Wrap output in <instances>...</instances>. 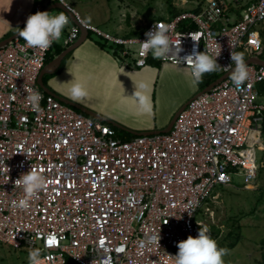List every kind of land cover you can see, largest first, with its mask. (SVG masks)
Returning a JSON list of instances; mask_svg holds the SVG:
<instances>
[{"label": "built area", "instance_id": "2783aa9c", "mask_svg": "<svg viewBox=\"0 0 264 264\" xmlns=\"http://www.w3.org/2000/svg\"><path fill=\"white\" fill-rule=\"evenodd\" d=\"M58 2L71 15L58 40L65 45L85 31L109 47L121 66L138 69L152 58L151 52L141 55L138 42L163 24L171 51L159 63L191 71L184 58L195 49L216 58L221 69L214 72L227 77L189 100L168 133L124 141L38 86L58 41L44 50L20 38L0 48V246L27 254L38 248L43 264H173L176 245L205 227L213 190L229 187L236 175L249 189L264 164V155L259 165L256 158L264 152V105L256 90L264 67L248 64L241 90L223 69L235 67L231 53L257 58L262 51L264 0L238 15L225 0H207L198 12L151 21L128 37L85 23ZM29 88L40 92L41 111L31 108ZM31 168L50 182L29 207H14L24 197L15 181Z\"/></svg>", "mask_w": 264, "mask_h": 264}, {"label": "crops", "instance_id": "0c3cea01", "mask_svg": "<svg viewBox=\"0 0 264 264\" xmlns=\"http://www.w3.org/2000/svg\"><path fill=\"white\" fill-rule=\"evenodd\" d=\"M35 1L36 0H0V42L18 33V29L22 30L27 18L37 13V8L40 9L39 12L54 13L55 11H62L59 9L58 0H38L37 4H35ZM64 2L80 16L79 12L75 9L76 7L73 6V3ZM68 16L71 17V15ZM171 17L170 13L166 19ZM80 18L83 20L81 16ZM71 20L73 19L71 18ZM84 22L88 23L86 21ZM145 24H147V22L142 25L139 20L135 21L130 19L126 20V22L123 20L114 26L112 34L128 37L133 32H142ZM262 30H264V23L260 27V35ZM65 32L66 28H64L62 33L65 34ZM56 44L66 47L65 50L69 47H73V49L65 56L60 66L52 74L45 75L49 76L46 84L43 82L46 89L54 96L75 104L98 118H92L81 112V110L72 107L75 111H79L80 114L103 124H105L103 120L110 121L120 127L117 128L114 126L115 128L131 135L134 133L162 132L167 129L174 118V116L168 118L164 115L163 105H160V109L157 113L155 112V107L153 106L155 92L158 91V95L163 96V89H165L164 87L167 85H183V90L187 89V91H189L188 87L191 77L188 69L161 63L155 65V62L159 61L153 57L150 59H153L155 62L147 63V65L142 68L135 69L123 67L119 64L109 47L97 40L92 34L86 35L84 31L80 33L78 40L70 45H65L63 41H58ZM248 59H250V57H248ZM153 68L157 70L160 69V75L162 74V76H164L157 89L154 86V79L152 81L150 79V76L153 75L155 71ZM120 69H123V71H120ZM45 76H43V79ZM140 77L145 78L144 81L149 85L147 95H149L151 99L152 107L150 112L141 111L137 105L129 99L134 95V86L141 80L139 79ZM73 79L84 83L87 88L88 95L82 100H72L67 94V90L70 87V83L67 82ZM190 93V97L187 96L188 98H184L185 100L181 99V102L179 101L171 115H176L184 105L188 103L192 95L194 94L195 96L197 94V87H192ZM260 104L264 105V99L260 98ZM262 143L264 145L263 137ZM262 155H264V152Z\"/></svg>", "mask_w": 264, "mask_h": 264}, {"label": "rangeland", "instance_id": "374dc122", "mask_svg": "<svg viewBox=\"0 0 264 264\" xmlns=\"http://www.w3.org/2000/svg\"><path fill=\"white\" fill-rule=\"evenodd\" d=\"M64 1L73 3V6L76 7L75 9L84 21L98 26L103 31H108L111 34L114 31V26L123 20L125 22L130 19L139 20L143 25L145 22L149 23L156 19L166 20L172 8L180 12H186L195 10L198 7L204 8L207 2V0ZM225 1L234 10H240L257 0ZM56 12L62 11H55L54 13ZM242 53L245 59L249 56V54ZM150 77L151 81L154 79V86L157 89L164 76L160 75V69H155L153 75ZM139 79L145 80L142 77ZM164 88L163 96H159L158 91L155 92L153 106L157 113L160 105H163L164 115L170 118L175 116L171 114L179 101L181 102V99L191 96L192 91L190 93V89L192 87L189 81V91L187 89L183 90V85H167ZM193 97L194 94L191 98ZM261 156L262 154L257 151L256 158L258 165L261 161ZM205 208L209 209L210 212L208 214ZM205 208L201 210V214H207L204 225L209 229V234L217 242L218 247L227 249L226 247L230 243H237L233 249H227V254L222 258L224 264L261 263L262 255L264 254V250L260 244L264 239V164L259 169L257 178L249 189H244L241 175L232 176L229 187H216L213 190L212 197ZM234 224L238 228L234 229ZM236 234L240 236L239 240H235L234 235ZM27 260V254L24 252L13 250L5 245L0 246V264H22Z\"/></svg>", "mask_w": 264, "mask_h": 264}, {"label": "clouds", "instance_id": "9594fccd", "mask_svg": "<svg viewBox=\"0 0 264 264\" xmlns=\"http://www.w3.org/2000/svg\"><path fill=\"white\" fill-rule=\"evenodd\" d=\"M69 23V16L65 12H37L30 15L22 30L18 29V36L23 39L28 47L38 49H48L54 41L61 38L65 26ZM144 42H138L141 46V55H147L151 52L154 59H166L171 51L169 36L167 35V26L161 24L157 29H152L145 33ZM180 48L175 53L176 63ZM189 55L184 58V62L190 65V85L196 88L206 73H211L221 69L216 62V58L210 57L206 53H198ZM231 62L235 67L229 65L223 68L229 72V78L236 90H241L248 78V66L244 59L243 53H231ZM78 67V66H77ZM123 71V69H120ZM117 79V77H116ZM70 87L67 94L72 100H82L88 95L87 88L84 83L75 79L67 82ZM134 95L129 98L143 112L151 111V99L147 95L149 85L147 82L140 80L135 84ZM30 93L27 100L34 111H41L40 101L42 96L39 91L29 88ZM6 168V167H5ZM7 172L9 171L8 168ZM50 181L41 173L40 170L30 169L27 173L21 174L15 181V184L22 186L24 197L14 203V207L25 209L29 207L30 201L37 197ZM190 215V213H188ZM159 236L157 237L158 242ZM51 243V241H49ZM178 252L175 256H170L173 264H224L223 257L228 250L220 248L217 242L211 238L209 229L199 227V231L195 238L189 236L186 240L179 242L177 245ZM169 257V256H168ZM28 264H43V255L41 250L33 248L28 252ZM49 260L52 258L49 256Z\"/></svg>", "mask_w": 264, "mask_h": 264}, {"label": "trees", "instance_id": "16d2710c", "mask_svg": "<svg viewBox=\"0 0 264 264\" xmlns=\"http://www.w3.org/2000/svg\"><path fill=\"white\" fill-rule=\"evenodd\" d=\"M37 1L38 0L35 1V4H37ZM247 7H244L243 9H245ZM200 8L201 7H198L197 9H195V12H198L200 10ZM243 9L234 10L232 7H230L229 8V11L234 12V13H236L238 15L240 13V11L243 10ZM170 13H171V16L174 17V16L180 14L181 12L179 10L177 11V10H175V9L172 8ZM140 34H141V32H133L129 36H137V35H140ZM261 35H262V38H263V49L257 55V58H259L260 60H263L264 61V30L261 31ZM65 48L66 47H62V46H60V45H58V44L55 43L53 45L50 53L47 56L46 64L50 63L56 56H58L59 54H61L65 50ZM152 62H155V61L153 59H149L148 64L149 63H152ZM155 63H156L155 65H159L160 64L159 62H155ZM48 78H49V76H45L44 77V79H43L44 84H46ZM219 78H220V75H218L215 72L206 73L203 76V78H202V82L197 86V93L205 90L207 87H209L215 81H217ZM256 90H257V92L259 94V97L261 99H264V81L262 83H260L259 85L256 86ZM105 125H108L110 128H112L116 132V138H118V139H122L124 141H128V140H130V139H132L134 137L133 135H131L129 133H126L124 131H121V130L115 128L112 125H109V124H106V123H105ZM262 137L264 139V114H263V122H262ZM233 228L235 229V228H238V227L236 226V224H234L233 225ZM234 238H235V240H239L240 236L238 234H236V235H234ZM236 244L237 243H230L226 248L227 249H233L236 246ZM260 244L262 246V249L264 250V239L261 241ZM22 252H24L25 254H27L25 251H22ZM27 256H28V254H27ZM259 264H264V254L262 255V261Z\"/></svg>", "mask_w": 264, "mask_h": 264}, {"label": "water", "instance_id": "95a60500", "mask_svg": "<svg viewBox=\"0 0 264 264\" xmlns=\"http://www.w3.org/2000/svg\"><path fill=\"white\" fill-rule=\"evenodd\" d=\"M58 5H59V9H61L62 11H65V9H64V7L62 6L61 3L58 2ZM65 12H66V11H65ZM66 13H67V12H66ZM67 14L70 15L69 13H67ZM81 32H82V31H81ZM84 33H85L86 35H88L87 32L84 31ZM19 39H20V37H19L18 34L16 33V34H14L13 36L9 37L8 39H5V40L1 41V42H0V48L6 47L7 45L11 44L12 42H14V41H18ZM72 49H73V47H69L68 49H66L65 51H63L60 55H58L55 59H53L48 65H46V66L44 67V69L42 70V72H41V74H40V76H39V79H38V86H39L40 89H41L44 93H46L47 95L54 96V95H53L50 91H48V90L46 89V87L44 86V84H43V76H45V75H49V74H52V73H53V72H54V71L60 66L62 60L65 58V56H66L69 52L72 51ZM246 64H247V65H248V64H255V65H258V66H262V67H264V61H263V60H260L259 58H256V57H252V58L248 59V60L246 61ZM226 77H227V75H223V76H221L217 81H215L213 84H211V85H210L209 87H207L205 90H203V91L197 93L193 98H195V97H197V96L203 94L204 92L209 91V90H210L211 88H213L215 85H217L218 83H220L221 81H223ZM54 97H55L57 100H59L60 102L66 104V105H68V106H71V107H73V108H76V109H78V110H81V112H83V113L89 115V116L92 117V118H98L97 116H95V115H93L92 113H89V112H87V111L81 109L80 107H78V106L75 105V104H72V103H70V102H68V101H66V100H64V99H60V98H58V97H56V96H54ZM193 98H191V99H193ZM191 99H190V100H191ZM185 106H186V105H184V107H185ZM184 107H183V108H182V109H181V110H180V111L174 116V118H173L172 121L170 122L169 126H168L167 129H165L164 131H162V132H156V133H143V134H135V133H134V134H132V135H133V136H143V135H153V134H164V133H168V132L171 130V128H172V126H173V123H174L176 117H177L178 114L184 109ZM103 122L108 123V124H110V125H112V126H115V127H117V128H120L119 126H117V125L111 123L110 121L103 120Z\"/></svg>", "mask_w": 264, "mask_h": 264}]
</instances>
